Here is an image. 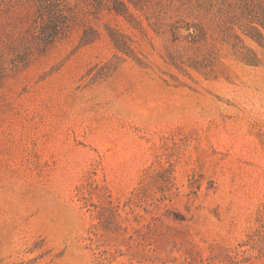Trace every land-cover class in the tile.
I'll return each instance as SVG.
<instances>
[{"label": "rangeland", "instance_id": "1", "mask_svg": "<svg viewBox=\"0 0 264 264\" xmlns=\"http://www.w3.org/2000/svg\"><path fill=\"white\" fill-rule=\"evenodd\" d=\"M0 0V264H264V0ZM48 13V12H47Z\"/></svg>", "mask_w": 264, "mask_h": 264}, {"label": "trees", "instance_id": "2", "mask_svg": "<svg viewBox=\"0 0 264 264\" xmlns=\"http://www.w3.org/2000/svg\"><path fill=\"white\" fill-rule=\"evenodd\" d=\"M41 10L40 14L44 17L47 16V14L51 17L49 26L44 28L42 35L44 36V39L47 41H51L53 39H56L61 33H63L67 17L63 10L61 9H55L52 11H47L46 8L48 7L47 0H41ZM48 12V13H47Z\"/></svg>", "mask_w": 264, "mask_h": 264}]
</instances>
